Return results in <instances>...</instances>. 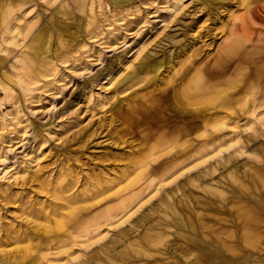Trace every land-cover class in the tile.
<instances>
[{"label": "rangeland", "instance_id": "374dc122", "mask_svg": "<svg viewBox=\"0 0 264 264\" xmlns=\"http://www.w3.org/2000/svg\"><path fill=\"white\" fill-rule=\"evenodd\" d=\"M19 1L0 0V264H264V237L216 263L200 228L233 226L216 192L264 164V0ZM191 63L212 89L182 106Z\"/></svg>", "mask_w": 264, "mask_h": 264}, {"label": "bare ground", "instance_id": "6f19581e", "mask_svg": "<svg viewBox=\"0 0 264 264\" xmlns=\"http://www.w3.org/2000/svg\"><path fill=\"white\" fill-rule=\"evenodd\" d=\"M22 1L24 3H26L29 0H20L19 1L20 4L22 3ZM121 1L126 2L127 0H121ZM128 5L130 6V4H128ZM128 5H126V6H128ZM18 6H20V5H18ZM126 6H124V7H126ZM13 31H14V29H13ZM125 31L126 30L123 29L121 35H117L115 37L114 41L111 40V44L114 45V44L118 43V41L120 39H124V42H125L126 41ZM125 43H127V41ZM137 44H139V43H137ZM141 51H142V48H139L136 51L137 52L136 54L139 55L141 53ZM233 62H234V60L231 58L219 57L215 61V65L212 67H209V70L207 71V73L210 76V78H213V79L216 77H221L233 65ZM124 63H125V61H124ZM132 65H134V62H131L129 66H132ZM195 65L196 64L191 63L190 66H188V68H186L184 73L181 75V77H182L181 80L182 81L185 80L186 83H188L187 88H185V90L187 91V94H186L187 100L186 101H183V100L178 101L179 104H181L182 106H186V105L195 106V105L201 104L202 100L200 98H198V94H201L205 91L212 89V84L205 85L206 79L204 78V76L202 74L193 73V69L195 68ZM141 68H143L146 72H148V74H150V73L153 74L151 76V80H152L158 76V72L162 68V61L160 59H152V60L148 61L147 63L142 64ZM65 72H66V70H65ZM133 75H135V72L132 71V72L128 73L125 78H127V77L130 78ZM55 79L56 78L54 77L53 80H55ZM88 85H87V87H88ZM26 86H29V85H26ZM183 89H184V86L181 88V90L183 91ZM181 90H180V92H181ZM191 90L192 91L194 90L195 92H192ZM25 92H27V91H25ZM180 92L178 91L177 94ZM260 100L264 104V93L261 94ZM245 101H247V100L245 99ZM252 102H253V105H255V106L257 105V102H260L258 99H255L254 94L252 95ZM183 108H186V107H183ZM186 109H188L187 112H190L191 114H193L194 117H197V116H199L198 114H200V112L198 111L197 108L191 107V108H186ZM14 118H18V117L17 116L12 117V115H9L7 118L2 117L0 119V124H2V125L4 124L6 126H9L12 123ZM226 125H227L226 121H221L219 124H215L214 127L217 128L218 130H221V129L225 128ZM248 128H249L248 124H246L244 126V129L248 130ZM208 142L209 141H207L206 144L209 145L210 142L209 143ZM220 149L218 148L217 151L221 152L222 150H220ZM210 153H211V151L206 149V151L200 155L199 159L202 160V162L209 160L210 158H212V155ZM156 161H158V160L156 159ZM196 166L197 165L194 164L193 162H189V163L183 165V168H184L183 170L188 171V170H191L192 168H194ZM234 180L238 181L239 185H240L241 193H240L239 197H236V196L228 197L223 192H220V193L216 192V193H218L217 197H219V200H218L219 205L218 206L224 205V208L226 207V209H227L226 213H228L231 216V218L234 222V225L230 226L228 228H220L218 226H215V224L211 223L210 221H206V220L200 221L201 230L208 233V235L210 234L211 237L214 236V240L218 245V247H216V249L213 250L214 256L217 258L216 263L217 262H223L226 259V257H224V255H223V246H225L226 250L234 251L240 245V243L245 244V245H253L257 241L261 240L262 237H264V164L263 163L261 165L258 164L255 167H253V169H251V170H245V181H247V182H242L240 180V178H235ZM164 181H165V179H162L161 181H159L157 183V184H159V186L157 187L158 190L160 187L164 186V184H163ZM224 201H225V203H223ZM195 219L196 218H191L190 216H187L185 223L181 222L179 220H176L175 224L179 228V233H181V235H183V236H186V238L196 240L194 235L189 234L188 232H183L184 227L185 228L188 227V228H191L193 230L196 228L195 227V221H196ZM214 223H218V221L214 220ZM161 238H163V236H161Z\"/></svg>", "mask_w": 264, "mask_h": 264}]
</instances>
